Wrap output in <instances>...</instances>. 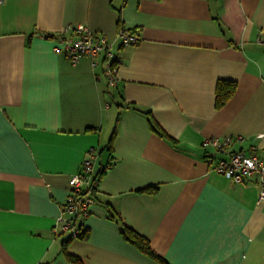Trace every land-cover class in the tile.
<instances>
[{"label": "crops", "instance_id": "obj_1", "mask_svg": "<svg viewBox=\"0 0 264 264\" xmlns=\"http://www.w3.org/2000/svg\"><path fill=\"white\" fill-rule=\"evenodd\" d=\"M76 24L113 42L116 86L103 55L54 51ZM91 147L101 176L69 239L58 219ZM239 150L264 158V0H0V264H264L255 177L213 170Z\"/></svg>", "mask_w": 264, "mask_h": 264}, {"label": "built area", "instance_id": "obj_2", "mask_svg": "<svg viewBox=\"0 0 264 264\" xmlns=\"http://www.w3.org/2000/svg\"><path fill=\"white\" fill-rule=\"evenodd\" d=\"M72 30L73 33L70 37L59 38L58 43L54 46V51L62 53L72 63L83 56L94 59L103 55L108 85L116 86L118 60L113 49V42L104 35L95 34L85 24H76ZM118 37L122 45H135L140 40L137 34L127 33L123 30L119 31ZM231 140L230 138L220 140L212 137L205 140V145L223 149L230 144ZM234 141L242 142L243 137L236 136ZM95 157V148H89L87 156L81 162L79 171L71 175L68 181L69 190L58 221L61 225V232L67 233L72 238L80 234V225L83 226L84 220L89 216L90 205L94 203L91 191L95 186V181L93 182ZM210 160L212 161V159ZM213 170L238 184L250 177H255L256 183L260 187L258 201L264 200V158L249 155L242 150L233 151L224 158L218 159L213 165Z\"/></svg>", "mask_w": 264, "mask_h": 264}, {"label": "trees", "instance_id": "obj_3", "mask_svg": "<svg viewBox=\"0 0 264 264\" xmlns=\"http://www.w3.org/2000/svg\"><path fill=\"white\" fill-rule=\"evenodd\" d=\"M234 88H235L234 83H230V82L229 83H224V82L219 83V85L217 87V101H216L217 107H221L225 103V101L233 93ZM100 176H101V173H94L93 172V182L95 181V186L92 188L91 195H92L94 201H95V195L97 192V184L99 182ZM110 217L114 218V214L110 213ZM80 226H81V232L77 237L83 238L87 234V229L84 227V225L83 226L80 225ZM121 233H122L123 237L128 242H130L132 245H134L139 251H141L142 253H144L145 255H147L148 257H150L152 259H155V260H158V261H161L164 263L163 259L161 257H159V255H157L150 248L149 243H148L146 238H144L143 236L134 232L132 229H130L128 226H126L124 224L121 225ZM71 238L72 237L69 236V239H71ZM65 255H66L65 257H66L67 261L70 264H81L80 260L77 257H75L71 254H67L66 252H65Z\"/></svg>", "mask_w": 264, "mask_h": 264}]
</instances>
